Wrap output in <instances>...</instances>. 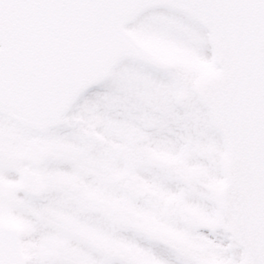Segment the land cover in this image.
Masks as SVG:
<instances>
[{
    "label": "snow or ice",
    "instance_id": "obj_1",
    "mask_svg": "<svg viewBox=\"0 0 264 264\" xmlns=\"http://www.w3.org/2000/svg\"><path fill=\"white\" fill-rule=\"evenodd\" d=\"M0 264H264V0H0Z\"/></svg>",
    "mask_w": 264,
    "mask_h": 264
}]
</instances>
